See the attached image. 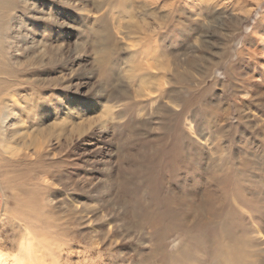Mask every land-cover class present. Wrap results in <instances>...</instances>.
I'll return each mask as SVG.
<instances>
[{
  "label": "rangeland",
  "instance_id": "rangeland-1",
  "mask_svg": "<svg viewBox=\"0 0 264 264\" xmlns=\"http://www.w3.org/2000/svg\"><path fill=\"white\" fill-rule=\"evenodd\" d=\"M0 6V255L84 206L50 264H264V0Z\"/></svg>",
  "mask_w": 264,
  "mask_h": 264
},
{
  "label": "bare ground",
  "instance_id": "bare-ground-1",
  "mask_svg": "<svg viewBox=\"0 0 264 264\" xmlns=\"http://www.w3.org/2000/svg\"><path fill=\"white\" fill-rule=\"evenodd\" d=\"M0 1H2V2H0V5L3 4V0H0ZM0 12H1L2 17H3L4 7H3V9H1V6H0ZM1 70L3 71L4 67L1 68ZM2 71H1V73H3ZM8 74H9V72L7 69L6 74H5L6 78L2 79L0 81V115H1V117H0V133H2L3 135L4 134L8 135V131L10 130V126L7 124V122L5 120L1 119L4 116L3 110L8 107L7 102H9V103L11 102L10 103L11 108H8V110H7V111L11 110L8 112L9 114H17V112H14L13 110H16V109L18 111L21 110L20 102L18 103V102H16V98H12V97H9L6 95V89L9 86H11V83L8 81L9 79L7 78ZM172 145H177V144L173 143ZM177 146L179 147L181 145H177ZM171 151H174V149H171ZM177 158H178V155L177 156L175 155L174 157H171V158L168 157V159L170 160L168 163L174 164V162ZM182 159H184V158H182ZM12 166L14 167L15 164H12ZM51 201H52V199L50 198L49 203H51ZM155 203L157 205L158 210L152 217L149 216L147 221H157L158 218L162 217L161 213H163V212H172L173 214L176 213V211L173 209V206H172V204L174 203L173 198L166 197L164 199H161L159 197L156 198V196H155ZM47 206H48V204H47ZM16 208H18V207H16ZM16 208H15V210H17ZM20 209H21V207H20ZM54 214L55 213H53V212L46 211L44 213H36V212L26 213L25 216H27V218H25V216H21L20 220L24 219V224H23L24 227L33 230V233L30 232V235L28 236V238L23 237L24 241H26L24 244H27V245L25 246V248H23V252L22 253L20 252L21 253L20 257H18V258L11 257L9 259L8 256L4 257V256H2L3 254H1L0 255V264H50L51 260L49 261L48 259H53V258L55 259V255L57 254L56 249H58V247H60L62 245L61 244L62 241H66V245H68L70 242L71 244H74V245L77 244V246L82 244V243H85L84 241H85V239H87V237L85 236V232H84V228H83L84 222L87 220L88 221L92 220V217H93L91 212L89 214V210H87L83 206L82 209H80L79 211H74V214L69 213L68 216H66V215L65 216H62V215L57 216ZM12 215H11L12 217H15V214H12ZM84 216L86 217V219H84L85 218ZM31 217L34 218V222H32ZM64 218H65V224L63 221ZM37 222L39 223L40 228L39 227L37 228V225L33 224V223H37ZM89 223L90 222H88V224ZM36 228H37V230H40L42 234L37 232ZM109 233H110V230H109ZM36 235H40V237L38 238V237H36ZM5 244H7V243H5ZM90 244H91V242H90ZM52 247H55L56 252H54L52 250ZM86 251H89L88 246H86ZM86 255H88V254H86ZM45 258H47V259H45ZM106 258H108V257H106ZM167 260H168L167 257H165V259L162 258L161 264H165V261H167ZM143 261L146 262L147 260L143 259ZM184 261H185V257H184ZM236 262L239 263L238 261H236ZM166 263L171 264L168 262H166Z\"/></svg>",
  "mask_w": 264,
  "mask_h": 264
}]
</instances>
